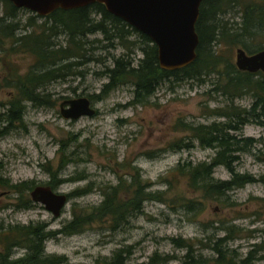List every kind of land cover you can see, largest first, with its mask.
Returning <instances> with one entry per match:
<instances>
[{
  "label": "rangeland",
  "instance_id": "1",
  "mask_svg": "<svg viewBox=\"0 0 264 264\" xmlns=\"http://www.w3.org/2000/svg\"><path fill=\"white\" fill-rule=\"evenodd\" d=\"M239 8L229 10L224 19L238 23ZM29 14L20 11L19 16L25 18ZM59 39L65 41L64 36ZM86 39V55L92 58L77 67L80 72L68 74L46 86L43 98L48 103L34 106L27 102L21 124H9L0 119V163L3 165L1 173L12 183L31 180L35 185H46L51 179L50 169L59 179L67 180L58 184L55 191L68 194L89 185L91 192L68 199L60 214L54 216L40 203L28 209L15 208V195L0 187V221L5 224L40 221L46 224L47 230H57L72 218V209L84 212L99 204L104 187L116 186L122 179L130 188L132 178L138 176L143 183L149 181L151 186L147 190L154 191L160 198L145 200L142 212L116 227L106 216L88 224L81 232L58 234L46 241L45 251L64 255L67 264H93L111 256L116 249L128 246L131 262L145 261L153 252L181 257L184 250L175 247L170 238L204 239L213 233L211 221L218 225L217 221L223 217L244 227L242 237L231 244L241 253L252 243L264 241L263 184L251 183L230 192L235 201L232 207L202 200L201 210L197 211L185 206L187 200L195 201L196 196L199 197L190 192L185 179L177 174L168 177L170 184L165 179L178 162L198 163L210 161L214 156V148L200 146L190 138V133L180 129L177 121L196 125L224 120L210 115L214 108L227 103L223 95L212 90L211 81L218 74L204 83L163 82L141 103H131L134 94L129 83L100 96L102 85L107 81L102 71L113 63V57L127 50L121 44L111 45L101 33L89 34ZM128 39L135 43L139 40L135 35ZM9 44L0 47V113L12 99L11 82L16 72L24 71L32 63L28 55L6 52ZM214 44L235 64L236 49L242 48L240 44L224 39ZM132 49L131 56L136 63L142 54L136 45ZM218 83H224V79L219 77ZM78 96L90 99L95 114L76 119L62 117L59 105ZM252 102L249 95L235 99V104L242 108H249ZM238 134L254 138L256 145L241 155L236 168L259 177L264 174V126L250 122ZM183 137L192 139V148L178 149L173 145ZM150 152L154 156H148ZM63 158L70 160L59 169ZM229 176L223 166L215 168V178ZM124 185L120 188L122 197L129 193ZM207 222L210 224L206 225ZM259 253V256L264 255V251ZM21 254L22 250H17L15 256ZM256 264H264V257Z\"/></svg>",
  "mask_w": 264,
  "mask_h": 264
},
{
  "label": "trees",
  "instance_id": "2",
  "mask_svg": "<svg viewBox=\"0 0 264 264\" xmlns=\"http://www.w3.org/2000/svg\"><path fill=\"white\" fill-rule=\"evenodd\" d=\"M234 7H240L238 23L224 19L226 13ZM20 11L30 14L22 18L19 16ZM195 28L199 38L195 60L185 67L167 70L159 66L157 47L151 39L109 13L103 4L92 3L68 10L56 9L47 16H40L25 8L15 7L9 0H0V47L10 43L6 52L28 55L32 60L27 69L16 72L11 82L14 89L12 99L5 111L0 113V119L9 124H21L27 102L34 106L48 103L43 98L46 86L52 81L64 79L68 74L80 72L77 67L92 58L86 55L85 45L89 34L101 33L111 45L121 44L127 50L122 55L113 57V63L102 71L101 74L107 81L102 85L100 96L119 85L129 83L133 86L134 94L131 103H141L154 94L163 82L204 83L213 74H218L211 81L214 86L212 90L223 95L227 103L223 107L214 108L210 115L224 120L196 125L177 121L180 129L190 133V138L198 141L200 146L214 148V156L210 161L178 162L169 170L165 179L169 184L168 177L173 174L185 179L190 192L200 197L196 196L195 201L187 200L185 203L192 210H201L202 200H213L221 207H232L235 201L231 199L230 192L251 183L264 185V174L256 177L236 168L241 155L250 152L256 143L254 138L242 136L238 131L250 122L264 126V72L252 73L237 69L231 58L220 53L214 43L224 39L231 44H240L248 54L264 48V0H202ZM131 35L139 40L136 43L130 41L128 37ZM61 36H64V42L59 39ZM128 42L130 44H126ZM135 45L142 54L136 63L131 56ZM220 67L223 69L220 70ZM219 77L224 79V83H218ZM245 95L253 98L249 108L235 104V99ZM191 140L183 137L173 145L178 149H190L193 146ZM148 156L154 155L150 152ZM69 160L61 159L58 168L64 167ZM218 166H223L228 171L230 176L227 179L214 177ZM2 168L0 163V187L15 195L16 202L13 206L18 209L35 206L29 193L37 185L31 180L12 183L1 173ZM48 172H51V179L46 185L52 189L67 181L59 179L57 173L50 169ZM132 179L130 188L124 185L122 179L116 186L104 187L99 204L84 212L72 209V218L57 230H47L46 224L40 221L28 224H5L0 221V264H67L64 255L45 251L48 239L58 234L81 232L88 224L106 216L112 219L116 227L142 212L145 200L160 198L154 191L147 190L151 186L149 181L143 183L138 176ZM123 185L126 190L129 188L125 197L120 192ZM89 192L91 187L87 185L84 189H77L66 195L70 199ZM262 202L261 212L264 215V198ZM253 214L255 215V210ZM209 224L210 222L206 223ZM216 224L218 225L211 221L213 233L207 234L204 239L170 238L175 247L184 250L181 257L153 252L145 261L131 262L128 246L116 249L111 256L93 264H256L264 257L259 256V252L264 251V241L252 243L245 253L231 245L242 237L244 227L224 217ZM17 250H22V254L15 256Z\"/></svg>",
  "mask_w": 264,
  "mask_h": 264
},
{
  "label": "water",
  "instance_id": "3",
  "mask_svg": "<svg viewBox=\"0 0 264 264\" xmlns=\"http://www.w3.org/2000/svg\"><path fill=\"white\" fill-rule=\"evenodd\" d=\"M17 8H25L40 16L56 9H74L92 3L103 4L106 10L121 18L131 27L147 35L157 47L159 66L175 70L192 63L196 58L199 38L196 22L202 0H9ZM237 69L247 72H264V48L248 54L237 48ZM64 118L76 119L91 116L95 109L86 96L64 100L60 105ZM34 203L42 204L58 216L67 204V195L48 185H37L29 193Z\"/></svg>",
  "mask_w": 264,
  "mask_h": 264
},
{
  "label": "flooded vegetation",
  "instance_id": "4",
  "mask_svg": "<svg viewBox=\"0 0 264 264\" xmlns=\"http://www.w3.org/2000/svg\"><path fill=\"white\" fill-rule=\"evenodd\" d=\"M255 53V52H254ZM255 73V72H254Z\"/></svg>",
  "mask_w": 264,
  "mask_h": 264
}]
</instances>
